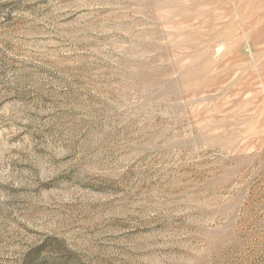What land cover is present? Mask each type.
<instances>
[{"label":"rangeland","instance_id":"374dc122","mask_svg":"<svg viewBox=\"0 0 264 264\" xmlns=\"http://www.w3.org/2000/svg\"><path fill=\"white\" fill-rule=\"evenodd\" d=\"M0 264H264V0H0Z\"/></svg>","mask_w":264,"mask_h":264},{"label":"clouds","instance_id":"9594fccd","mask_svg":"<svg viewBox=\"0 0 264 264\" xmlns=\"http://www.w3.org/2000/svg\"><path fill=\"white\" fill-rule=\"evenodd\" d=\"M87 7H90L92 9H103L106 7V5L102 4V3H94L91 5H86ZM239 76L235 77V79H238ZM182 89L179 87L178 89V93L181 92ZM248 97H245V99H247ZM172 103L179 107L182 102L177 100L172 101ZM180 115L183 117V113L180 112ZM212 116V112L208 113V118L202 120L199 124L194 125V129H198L200 131L201 134L203 135H211V136H220L223 133V129L218 127L216 125V122L213 121L211 119ZM193 139H195V133L192 136ZM194 147L196 148V151H201V150H205L207 149L208 145H203V147H201L200 145H194ZM231 154V151L229 150V155ZM129 163H135V160L132 159L130 160ZM255 175V172H253L252 174H250L246 179L241 180L237 183L236 185V189L237 190H243L245 192V194L247 193V184L250 180H252L253 176ZM232 176H229L228 179H231Z\"/></svg>","mask_w":264,"mask_h":264}]
</instances>
